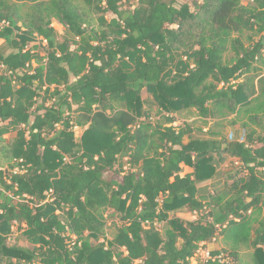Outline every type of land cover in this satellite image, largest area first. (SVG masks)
Returning <instances> with one entry per match:
<instances>
[{"label":"trees","instance_id":"obj_1","mask_svg":"<svg viewBox=\"0 0 264 264\" xmlns=\"http://www.w3.org/2000/svg\"><path fill=\"white\" fill-rule=\"evenodd\" d=\"M38 38L45 57L28 48ZM0 40V141L17 131L0 264H188L220 238L264 264V0H0ZM192 109L234 116L244 139L176 125ZM225 155L239 167L199 188ZM182 210L201 216H171ZM107 211L121 220L109 239ZM14 227L24 240L10 244Z\"/></svg>","mask_w":264,"mask_h":264},{"label":"rangeland","instance_id":"obj_2","mask_svg":"<svg viewBox=\"0 0 264 264\" xmlns=\"http://www.w3.org/2000/svg\"><path fill=\"white\" fill-rule=\"evenodd\" d=\"M197 1L202 2V0H197ZM179 2H183V3L189 2L190 4H192V0H179ZM124 3H125L126 8H134L135 6H137L138 0H124ZM26 10H28V8L24 7L23 11H26ZM92 16L94 18H96V15H92ZM106 17L108 20H110L114 16L112 14H108ZM52 26L59 33L60 41H64L65 38L69 37V35H68L69 33L67 32L66 28L63 25L59 24L56 20L53 21ZM244 43H245V45H248V42L246 41V37L244 38ZM34 46L39 47L37 50H35V52H37L40 55V57H45L47 55V53H48L47 42L43 41L41 38H38L35 42L30 43L28 48H32ZM0 49L3 50L4 52L7 51V46H6V43L4 40H0ZM232 56H233L232 52H229L226 55V59L229 60V58H231ZM34 66H37V63H34ZM242 81H245L244 77L241 80H239L238 82H242ZM143 97L145 99H147V98H149V95L146 92H144ZM152 113H153V115H155L156 110L153 109ZM233 118H234V116H232V115L228 116L225 119L204 118L203 115H201L198 111L192 109V110H188V111H184L182 113H179L176 117V119H177L176 125L182 126V127L189 125V126H191L193 131L194 130L195 131L201 130V132L203 134H205V136H210L211 132L212 133L213 132H219L220 138L227 139V140L239 139V138H241L240 134H239V130L243 129L242 128V122H238L236 124H233L232 123L234 120ZM83 132H84V129H82V128H76L75 129V136H76V139L78 141L81 139ZM263 132H264L263 128L258 129V133L260 135L263 134ZM16 137H17V131H13L10 134L4 135L2 138V141H0V172H2V173L5 170L11 169L12 163L8 162V160L6 158V153L4 150H6L12 142H14ZM224 158H225L224 162L221 164L222 168L218 169L221 174L235 170L236 168L239 167V164H238L236 159H233L227 155H225ZM121 161L123 163L124 170L129 171V165L127 164L128 159L125 158ZM191 171L192 170H190L189 168L184 167L182 175H185L186 173L191 172ZM216 172H217V168H216ZM122 175L123 174H117L114 172L113 173L110 172L107 174V177L108 178H116V179L120 180ZM204 183H206V182H204ZM199 185H201V184H199ZM0 190H1V185H0ZM185 213H186L185 219L189 220V221H197L201 216L200 214L190 213L186 210H185ZM171 216L177 217V214L175 213L174 215H171ZM105 219H106V233H107L109 238H113L114 234L117 232V229L121 224L120 217L118 216V214H113L112 211H107L105 213ZM165 226H166L165 222L160 223V224H156V228L158 230H160L161 232H163V229L165 228ZM13 232L14 233H13V235L9 241L10 244H15L16 242H18L17 239L22 240V241L24 240V238L21 236L20 232L18 231L17 227L13 228ZM22 241H20V243ZM217 241L218 242H216V246L213 247L214 249L207 247V246H205L203 248L211 251L212 253L214 251H218V250L223 252L225 255L228 256L230 264H252L251 256L253 253V249L241 248L239 251L240 257H238V259H237L234 256H232L230 246L226 242H224L223 238H221ZM202 258L203 257H201V255H199L197 258H195V261H192L190 259V263L201 264V261H203Z\"/></svg>","mask_w":264,"mask_h":264},{"label":"crops","instance_id":"obj_3","mask_svg":"<svg viewBox=\"0 0 264 264\" xmlns=\"http://www.w3.org/2000/svg\"><path fill=\"white\" fill-rule=\"evenodd\" d=\"M196 133H197V135H199V136H205V135H203V133L199 132V130H196ZM239 134H240V137H241V138H239V139H237V140H243L244 137H245V132H244V130H243V129L239 130ZM221 166H222V165H218V166L216 167V168H217V174H216L215 177H213L211 180L206 181V183H200L201 185H198V187H199V188H207V189L210 190V191H214L215 189L219 188L220 185H221V183H223V173L221 174V173L219 172V170H218V169H221V168H222ZM184 167H187V168H189L190 170H192L191 172H188V173H186L185 175H187V174H191V173L194 172V170H193L192 168H190V167H188V166H185V165H182V168H184ZM181 176H184V175L181 174ZM177 217L182 218V219H185V218H186L185 210H182V211L178 212V213H177ZM185 220H186V219H185ZM220 239H221V238H220ZM218 240H219V239H218ZM216 242H218V241L215 240V241H213V242L203 243V244H204L203 247L207 246V247H210V248L214 249L213 247L216 246Z\"/></svg>","mask_w":264,"mask_h":264},{"label":"built area","instance_id":"obj_4","mask_svg":"<svg viewBox=\"0 0 264 264\" xmlns=\"http://www.w3.org/2000/svg\"><path fill=\"white\" fill-rule=\"evenodd\" d=\"M107 238L109 239L108 235ZM70 241L68 242L70 249H73L74 245H75V240L76 237L71 235L70 236ZM101 242H104V239L101 240ZM204 244L201 245L200 249L197 251V254L195 255L194 258H191L192 261H195V258H197L199 255H201V257H203V261H201V264H208L209 262L212 263H218V264H230L228 256L225 255L223 252L219 253L217 255H213V253L207 249L203 248ZM188 264H192L189 263ZM198 264V263H195Z\"/></svg>","mask_w":264,"mask_h":264}]
</instances>
